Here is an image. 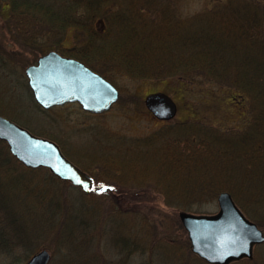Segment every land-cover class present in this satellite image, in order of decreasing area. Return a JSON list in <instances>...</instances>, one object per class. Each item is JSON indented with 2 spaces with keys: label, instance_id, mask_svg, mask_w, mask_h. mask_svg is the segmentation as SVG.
Segmentation results:
<instances>
[{
  "label": "trees",
  "instance_id": "16d2710c",
  "mask_svg": "<svg viewBox=\"0 0 264 264\" xmlns=\"http://www.w3.org/2000/svg\"><path fill=\"white\" fill-rule=\"evenodd\" d=\"M5 2L11 40L28 47L36 58L55 49L112 84L118 76L175 77L214 82L245 95L250 114L245 130L224 132L196 121L177 122L141 139L105 135V144L131 147L127 159L115 165L120 175L136 186L147 182L176 215L180 210L209 213L205 206L222 191L243 211L253 203L264 208V0H224L211 11L182 20L171 8H163V0H0V14ZM70 27L75 45L64 47L61 41ZM163 136L168 137L167 148L156 159L144 147H157ZM17 167L47 171L23 166L0 141V184ZM122 178L116 182L125 185ZM52 191L51 198L59 201ZM3 227L0 219V247L9 250L23 238H7ZM179 228L183 230L180 223ZM180 243L183 264L190 258L207 264L192 254L187 238ZM91 258L95 261L97 255ZM231 264H264V258Z\"/></svg>",
  "mask_w": 264,
  "mask_h": 264
},
{
  "label": "rangeland",
  "instance_id": "374dc122",
  "mask_svg": "<svg viewBox=\"0 0 264 264\" xmlns=\"http://www.w3.org/2000/svg\"><path fill=\"white\" fill-rule=\"evenodd\" d=\"M223 1L163 0L162 5L182 20L211 11ZM7 9L5 2L0 14V115L33 135L52 140L69 160L79 168L83 165L91 173L81 169L99 181L93 177L94 192L84 194L69 183L63 186L50 177L48 170L24 171L17 167L19 170L5 175L0 184L4 205L0 207L1 224L5 225L7 238L23 239L11 242L9 250L0 247V264H24L41 249L50 254L48 264H183L180 241L188 236L178 213L184 210L176 215L147 182L137 186L126 182L115 165L127 159L131 147L117 142L106 145L105 135L141 139L167 124L189 121L224 132L245 130L250 123L247 97L235 89L198 79L138 80L118 76L114 85L119 98L108 111L86 112L77 103L43 109L35 102L24 73L36 57L28 47L11 40L13 35L6 28ZM73 36L74 28L70 27L62 45L73 47ZM157 92L175 103L176 113L169 120L157 119L145 106V97ZM159 138L157 147H144L156 159L167 148L168 137ZM121 178L125 185L116 182ZM51 190L59 201L51 198ZM205 208L209 213L195 214L216 212V199ZM245 208L246 212L239 207L249 220L260 223L264 235V208L254 203ZM92 255H97L95 261ZM255 257L264 258V243L254 247L252 259ZM187 264L199 263L190 258Z\"/></svg>",
  "mask_w": 264,
  "mask_h": 264
},
{
  "label": "water",
  "instance_id": "95a60500",
  "mask_svg": "<svg viewBox=\"0 0 264 264\" xmlns=\"http://www.w3.org/2000/svg\"><path fill=\"white\" fill-rule=\"evenodd\" d=\"M24 73L34 100L44 109L76 102L83 110L97 114L108 111L119 98V90L110 81L81 61L55 50L40 55ZM145 106L160 120H169L176 113L175 103L161 92L147 95ZM0 141L25 167L46 168L84 194L94 190V179L67 159L55 142L33 135L1 115ZM216 201L218 210L211 214L178 213L191 252L207 264L252 260L254 247L264 243L263 232L244 215L229 192H220ZM49 260V252L41 249L24 264H48Z\"/></svg>",
  "mask_w": 264,
  "mask_h": 264
},
{
  "label": "snow or ice",
  "instance_id": "6c2138e0",
  "mask_svg": "<svg viewBox=\"0 0 264 264\" xmlns=\"http://www.w3.org/2000/svg\"><path fill=\"white\" fill-rule=\"evenodd\" d=\"M77 183H79V181H77Z\"/></svg>",
  "mask_w": 264,
  "mask_h": 264
}]
</instances>
